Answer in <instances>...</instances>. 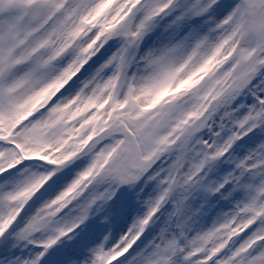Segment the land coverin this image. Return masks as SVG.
<instances>
[{
    "label": "snow or ice",
    "instance_id": "snow-or-ice-1",
    "mask_svg": "<svg viewBox=\"0 0 264 264\" xmlns=\"http://www.w3.org/2000/svg\"><path fill=\"white\" fill-rule=\"evenodd\" d=\"M0 264H264V0H0Z\"/></svg>",
    "mask_w": 264,
    "mask_h": 264
}]
</instances>
